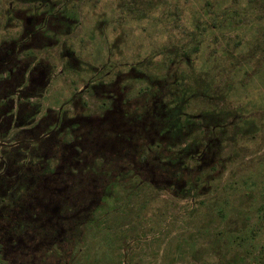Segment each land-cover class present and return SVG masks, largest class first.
<instances>
[{
	"label": "rangeland",
	"instance_id": "obj_1",
	"mask_svg": "<svg viewBox=\"0 0 264 264\" xmlns=\"http://www.w3.org/2000/svg\"><path fill=\"white\" fill-rule=\"evenodd\" d=\"M134 166L153 185L88 219ZM0 246L264 264V0H0Z\"/></svg>",
	"mask_w": 264,
	"mask_h": 264
},
{
	"label": "trees",
	"instance_id": "obj_2",
	"mask_svg": "<svg viewBox=\"0 0 264 264\" xmlns=\"http://www.w3.org/2000/svg\"><path fill=\"white\" fill-rule=\"evenodd\" d=\"M198 91H202V89H198ZM127 169V170H125ZM120 170L122 173L119 176H115L107 180L104 184L106 185V193L102 194L100 200V204L95 209H91L90 216L88 219H100L103 215H106L108 212H112L117 210L118 208L122 207V204H125L127 200H132V197L136 196L139 197L140 194L146 190L147 187L153 185V181L149 178L144 176L143 172L141 171L140 167H135L131 169L125 168ZM117 173V172H114ZM198 174L191 175L190 177L193 178L191 180L195 181ZM157 185V184H156ZM139 195V196H138ZM103 202H106L103 203ZM86 219V218H85ZM84 224V225H81ZM71 225V224H70ZM76 227L78 228L76 232H79V229H84L89 226V222L84 221L78 224ZM85 227V228H84ZM0 264H21L18 261L11 260L4 251L1 250L0 246ZM31 264H35L34 262ZM41 264V263H36Z\"/></svg>",
	"mask_w": 264,
	"mask_h": 264
}]
</instances>
